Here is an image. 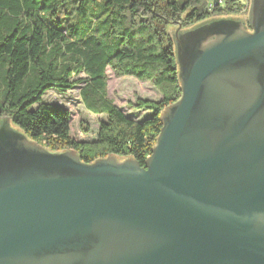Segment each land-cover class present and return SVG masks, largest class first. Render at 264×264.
<instances>
[{
  "label": "water",
  "instance_id": "water-1",
  "mask_svg": "<svg viewBox=\"0 0 264 264\" xmlns=\"http://www.w3.org/2000/svg\"><path fill=\"white\" fill-rule=\"evenodd\" d=\"M172 39L181 94L143 164L0 116V264H264V0Z\"/></svg>",
  "mask_w": 264,
  "mask_h": 264
},
{
  "label": "trees",
  "instance_id": "trees-1",
  "mask_svg": "<svg viewBox=\"0 0 264 264\" xmlns=\"http://www.w3.org/2000/svg\"><path fill=\"white\" fill-rule=\"evenodd\" d=\"M217 1L0 0V116L49 150L75 149L86 162L115 154L143 164L161 127V110L181 94L173 29L219 13L239 15L247 4ZM107 67L160 92L156 100L129 102L149 112L128 115L108 96ZM77 85L85 108L105 115L92 139H75L70 110L43 100L50 88L62 93Z\"/></svg>",
  "mask_w": 264,
  "mask_h": 264
},
{
  "label": "rangeland",
  "instance_id": "rangeland-1",
  "mask_svg": "<svg viewBox=\"0 0 264 264\" xmlns=\"http://www.w3.org/2000/svg\"><path fill=\"white\" fill-rule=\"evenodd\" d=\"M243 3L249 0H242ZM71 5V14L75 9V4ZM228 14L219 13L215 16H225ZM230 15V14H229ZM243 17V14L240 15ZM107 94L113 101L123 109L128 115H143L148 110H138L129 107V102H134L137 97L144 99H158L160 92L147 80L140 81L131 75L117 76L107 67ZM77 85L71 89H67L62 93L54 92L52 88L48 89L44 95L45 102H57L60 105L70 110V133L75 139H92L98 129L100 119L105 117L103 113H93L88 111L83 105Z\"/></svg>",
  "mask_w": 264,
  "mask_h": 264
},
{
  "label": "built area",
  "instance_id": "built-area-1",
  "mask_svg": "<svg viewBox=\"0 0 264 264\" xmlns=\"http://www.w3.org/2000/svg\"><path fill=\"white\" fill-rule=\"evenodd\" d=\"M215 3H209L208 4V10H213V5H214ZM217 4H222V1L221 0H218L217 1ZM246 9V4H245V7H243V11Z\"/></svg>",
  "mask_w": 264,
  "mask_h": 264
},
{
  "label": "flooded vegetation",
  "instance_id": "flooded-vegetation-1",
  "mask_svg": "<svg viewBox=\"0 0 264 264\" xmlns=\"http://www.w3.org/2000/svg\"><path fill=\"white\" fill-rule=\"evenodd\" d=\"M248 6H249V2H247V4H246V9L243 11V12H241L242 14H243V16H245L246 14H247V11H248ZM245 12V13H244ZM241 13L238 15V14H232V13H225V14H230V15H236V16H240L241 15ZM224 14V13H223Z\"/></svg>",
  "mask_w": 264,
  "mask_h": 264
}]
</instances>
